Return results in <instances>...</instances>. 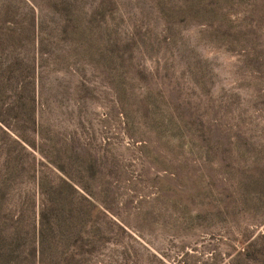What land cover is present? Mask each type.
<instances>
[{
	"label": "rangeland",
	"instance_id": "obj_1",
	"mask_svg": "<svg viewBox=\"0 0 264 264\" xmlns=\"http://www.w3.org/2000/svg\"><path fill=\"white\" fill-rule=\"evenodd\" d=\"M39 174L97 206L91 264H264V0H0L19 257Z\"/></svg>",
	"mask_w": 264,
	"mask_h": 264
},
{
	"label": "trees",
	"instance_id": "obj_2",
	"mask_svg": "<svg viewBox=\"0 0 264 264\" xmlns=\"http://www.w3.org/2000/svg\"><path fill=\"white\" fill-rule=\"evenodd\" d=\"M6 167L10 171L14 166L10 160H7ZM37 177L39 192L37 226L34 212L35 197L30 199L20 219L23 223L24 236H27L26 247L23 245V250L26 248V252L20 254V257L14 253L17 222L13 220L9 209L8 216L0 225V264H15L21 259L25 264H55L53 261L57 258L73 264L77 254L84 256L85 260L91 264L99 248L100 239H102L97 206L87 199L83 207L79 209L75 202L73 185L70 182L48 181L42 174ZM0 182L3 180L1 179ZM71 219L81 224L79 233L74 236H68V230L72 228ZM36 231L37 246H35ZM61 239L63 241H60ZM60 244H63V247H59ZM53 247L60 248L62 251L55 252L62 254L58 253L59 256L49 254Z\"/></svg>",
	"mask_w": 264,
	"mask_h": 264
}]
</instances>
